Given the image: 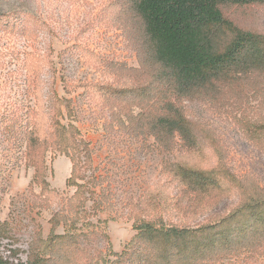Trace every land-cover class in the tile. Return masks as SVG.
Instances as JSON below:
<instances>
[{
  "label": "rangeland",
  "instance_id": "374dc122",
  "mask_svg": "<svg viewBox=\"0 0 264 264\" xmlns=\"http://www.w3.org/2000/svg\"><path fill=\"white\" fill-rule=\"evenodd\" d=\"M136 3L0 0L4 259L94 264L99 258L97 264H103L115 261L110 249L131 254L124 264H137L142 249H126L139 221L193 230L242 204L243 178L264 188V62L255 71L230 72L213 85L176 96ZM220 10L232 29L258 35L264 49V3L225 4ZM233 36L224 27L217 42L225 46ZM168 103L187 123V149L177 138L164 141L152 126ZM6 116L18 120L16 128L4 126ZM57 124L77 130L74 143L69 135L63 141L78 161L73 175L69 156L57 149L63 139ZM34 129L45 141L28 150L26 132ZM79 140L86 150L77 146ZM184 162L204 170L219 164L211 189L182 185L177 174ZM242 216L221 233L225 240L205 242L204 249L192 243L186 258L203 253L196 264H264V223L258 222V216L264 222V208L249 225L243 226ZM53 236L67 238L48 247ZM148 246V256L159 264H178L166 258L171 252L164 245Z\"/></svg>",
  "mask_w": 264,
  "mask_h": 264
},
{
  "label": "trees",
  "instance_id": "16d2710c",
  "mask_svg": "<svg viewBox=\"0 0 264 264\" xmlns=\"http://www.w3.org/2000/svg\"><path fill=\"white\" fill-rule=\"evenodd\" d=\"M260 3H264V0H137L136 10L145 22L146 32L153 42L156 61L169 72L176 96L213 85L230 72L245 74L261 67L259 65L264 62V49L258 43L259 36L237 28L232 29L220 10V7L225 4ZM224 27L233 31L234 36L225 46H220L217 42V36L220 30L223 34ZM66 102L67 100H62L60 103L68 111V106L64 104ZM165 106L167 107L165 113L155 121L152 125L153 128L159 130L160 138L163 137L164 141L172 142L173 139L177 138L185 145L187 123L184 118L172 110L171 103ZM17 121L14 116L10 119L9 116H6L3 123L8 128H16ZM56 127L58 134L63 137L59 144L57 142V149L69 156L73 175L78 167V161L73 155H69L70 151L67 150V145L66 143L63 144V141L69 135L68 138H73L72 143H74V133L76 134L77 130L74 127H64L58 124ZM18 129L14 136L18 134L21 127ZM26 133L28 150L35 146L38 147V144H44L45 139H41L35 129ZM77 146L86 150L84 149L86 144L82 140H79ZM185 146L187 149V144ZM28 154L27 152L26 156ZM32 166L35 171L34 179H36L38 172L36 160ZM178 169L177 177L182 185L188 188L193 187L195 190L204 188L209 190L212 187L211 180L214 179L212 175L216 173L215 169L218 170L217 172L220 171V166L217 164L211 169L204 170L184 162L179 165ZM243 179L242 186L245 194L242 204L232 210L227 217L220 218L214 224H202L193 230L177 227H169L164 230L163 227L156 228L149 222L139 221L135 226L137 235L129 242L126 251L138 247L142 251L138 256L137 264H159L157 257L148 256L147 247L149 249L148 245L161 244L171 252L166 258L174 257L178 264L200 263V260L205 258L203 253L199 256L191 255L194 259L186 258L191 254L190 251L185 252L190 244L194 243L201 249L205 248L203 246L205 242L217 244L219 240H225L219 236L226 230L227 226L238 223L239 219L243 217L242 215L247 220L243 226L249 225L250 218L258 216L264 208V188H259L256 184L250 186L249 183L253 184V180ZM247 188L251 190L246 191ZM258 217V222L262 220L264 223L263 217ZM238 226L243 229L240 223ZM206 235H211L213 238L207 239L204 237ZM66 238V236H53L48 241V247L61 245ZM226 242L233 243L230 238H226ZM199 247H196L195 252L198 251ZM243 248L247 250L250 247L243 246ZM108 254L113 255L115 261L106 262L103 260V264H124L131 255L125 251L121 254H112L110 249H108ZM99 260L98 258L94 264H97ZM0 264L24 263H13L0 255ZM25 264L42 263L34 259ZM162 264L172 263L168 261Z\"/></svg>",
  "mask_w": 264,
  "mask_h": 264
}]
</instances>
